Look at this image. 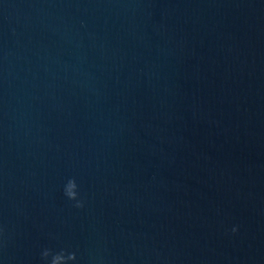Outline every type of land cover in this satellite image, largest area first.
Instances as JSON below:
<instances>
[{"label": "water", "instance_id": "water-1", "mask_svg": "<svg viewBox=\"0 0 264 264\" xmlns=\"http://www.w3.org/2000/svg\"><path fill=\"white\" fill-rule=\"evenodd\" d=\"M0 229V264H264V0H0Z\"/></svg>", "mask_w": 264, "mask_h": 264}, {"label": "clouds", "instance_id": "clouds-1", "mask_svg": "<svg viewBox=\"0 0 264 264\" xmlns=\"http://www.w3.org/2000/svg\"><path fill=\"white\" fill-rule=\"evenodd\" d=\"M63 194L69 201H75L74 207H84V201L79 196V186L75 178L67 180L63 188ZM0 231H2V229H0ZM232 231L236 232L237 229L233 228ZM41 259L44 264H75L77 261V254L74 251H68L66 249L53 252L52 249L45 248L41 252Z\"/></svg>", "mask_w": 264, "mask_h": 264}]
</instances>
